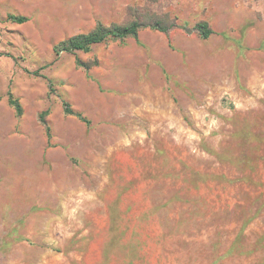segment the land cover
<instances>
[{
  "label": "rangeland",
  "instance_id": "obj_1",
  "mask_svg": "<svg viewBox=\"0 0 264 264\" xmlns=\"http://www.w3.org/2000/svg\"><path fill=\"white\" fill-rule=\"evenodd\" d=\"M53 2L0 0V182L32 191L22 227L28 212L39 222L31 259L0 246V264H264V0H110L105 26L176 25L139 31L180 57L160 82L169 101L144 116L111 100V81L97 83L102 106L69 101L61 41L37 11ZM127 39L71 60L106 78V46Z\"/></svg>",
  "mask_w": 264,
  "mask_h": 264
},
{
  "label": "crops",
  "instance_id": "obj_2",
  "mask_svg": "<svg viewBox=\"0 0 264 264\" xmlns=\"http://www.w3.org/2000/svg\"><path fill=\"white\" fill-rule=\"evenodd\" d=\"M53 1L40 5L37 11L38 16L47 21H45L47 27L51 28L49 32L57 41L89 33L99 24L109 25L104 20L113 15L109 9L110 0H59L61 3L59 5L56 3L57 0ZM165 37L164 33L147 30L139 32V38L109 43L106 49L109 53H113L109 55L110 66L112 59L113 65L105 75L106 78L101 77L99 80L97 77L89 78L85 71L79 69L71 60L72 53L63 52L61 57L63 61H67H64L61 73L57 76H62L64 93L76 107H80L83 102L94 107L102 106L104 103L100 95L106 91L99 90L97 83L102 85L111 81L113 83L110 90L113 93L111 100L115 101L117 106L126 108L128 104L132 108L135 107L134 100H138L137 113L144 116L154 100L169 101L168 89H165L160 82L164 77V70L180 62V57H175L172 51L163 50L162 53L157 51L159 47L157 49L155 43L157 41L165 43ZM99 45L102 44L95 46ZM159 45L165 47L162 43ZM135 64L141 66V76L135 75ZM17 83V86H21L20 82ZM36 92L32 91L30 98H33ZM0 105L7 107L9 104L6 102ZM10 124L13 125V120H10ZM31 198L32 191L23 194L20 184H10L6 179L0 182V246H14V253L9 256V260L15 263L31 259V253L35 252L32 246H38V213L28 212L24 229L21 222L22 202L32 201ZM23 234L30 235L29 241H23L21 238ZM34 258L39 261L38 256ZM0 260L4 263L5 257H0ZM41 261L40 264H43Z\"/></svg>",
  "mask_w": 264,
  "mask_h": 264
},
{
  "label": "trees",
  "instance_id": "obj_3",
  "mask_svg": "<svg viewBox=\"0 0 264 264\" xmlns=\"http://www.w3.org/2000/svg\"><path fill=\"white\" fill-rule=\"evenodd\" d=\"M139 17L137 16L129 25L114 24L111 26H105L103 24H99L94 30L89 33L79 34L77 36L61 41L56 46L55 50L58 53H75L78 51L88 52L94 45L104 43L110 38L119 39L122 41L129 37L137 38L139 35V31L144 28L150 27L166 33L176 27V25L173 23H169L164 26L160 21L155 24L145 23ZM8 19L19 24H23L28 21L26 17L15 15H10ZM196 29L204 39L209 38L213 34V30L207 22L200 23ZM11 102L16 106L18 112L22 113L21 106L17 102H14L12 100ZM65 109L66 112L71 115L82 117L80 114H76L73 110H71L68 103H65Z\"/></svg>",
  "mask_w": 264,
  "mask_h": 264
}]
</instances>
